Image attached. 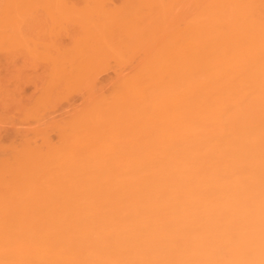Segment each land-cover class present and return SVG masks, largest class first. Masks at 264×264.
Wrapping results in <instances>:
<instances>
[{
	"label": "bare ground",
	"instance_id": "obj_1",
	"mask_svg": "<svg viewBox=\"0 0 264 264\" xmlns=\"http://www.w3.org/2000/svg\"><path fill=\"white\" fill-rule=\"evenodd\" d=\"M124 2L0 0L41 106L84 98L0 159V264H264V0Z\"/></svg>",
	"mask_w": 264,
	"mask_h": 264
},
{
	"label": "rangeland",
	"instance_id": "obj_2",
	"mask_svg": "<svg viewBox=\"0 0 264 264\" xmlns=\"http://www.w3.org/2000/svg\"><path fill=\"white\" fill-rule=\"evenodd\" d=\"M70 1L77 4L78 6H83L85 4V0H70ZM106 1L109 4V6L112 5L113 7L118 6V5L122 6L125 3L124 2L125 0H106ZM39 13H42V12H39ZM41 16L43 17L44 15L41 14ZM39 17H40L39 15L36 16L35 18L36 20H34L36 24H33L34 23L33 19H32V22L28 23V27H29L28 32L30 33V31L35 30V34L34 32H32V34L35 35L34 38H37V35H38L37 33H41V35L43 34V36L39 34L41 37L40 40H44L46 37H47L46 39H48L49 37L48 34L52 27L51 25H48L49 23L47 24L46 18L43 17L39 19ZM38 21H41V23ZM70 26L71 27L73 26V28H71ZM45 28H46V31L48 30L47 32L46 31L44 32ZM63 29L65 30L62 31L60 35H58L59 36L58 40L61 41L62 45L70 46L73 39L77 37L78 34L80 33L79 32L80 29L71 23L65 25ZM77 29H78V33L74 32ZM65 31L68 33H66ZM72 33L76 35L73 36ZM63 34L70 36V37H65ZM33 36L31 35V37ZM70 38L72 40L69 43ZM21 51L19 49L17 51H7L9 53H6V51L0 52V159L5 158V156L7 157V155L9 157L11 155L12 149L20 148L21 146H23L24 142L26 143V141L28 142L29 140H32L33 138L34 139L32 141H29L30 143L35 144V145L41 144L42 140H41L40 135H38L39 130L46 129L48 135L49 133L51 134L49 136L51 139L53 138L52 141H54L56 137L54 141L56 142L58 139V136H57V132H55L54 129L52 128L53 124H56V122L57 123L60 122L62 119H65L64 118L65 116L68 117L72 113L69 111H73L74 108H80L84 103V98L83 99L81 98L83 97L81 96V93L77 91H73L74 93L73 92L72 93L70 92V94L68 93L69 96L68 95L65 97L60 96L59 100L57 101H55L56 99L53 100V102L49 104L51 105L49 106L50 109L48 106L47 108L44 106H41V103L39 102H41L40 100L42 98V94L44 93V89H45L44 87L47 86L46 85L48 84L47 80H49L48 78L51 74L49 72V75H48V70L51 71V69L47 68L48 64L46 61L41 60V62H39L40 60L38 59L35 60L34 57L32 59V57L30 56L28 52L26 53L24 52V50L22 52ZM113 63L114 62L110 64V67L108 68V70L102 71L101 72L102 74L99 75V78H100L99 81L103 86H107V85L109 86L111 83H113V81H116L117 79L116 72L118 68L115 63L113 66ZM101 80H103V82ZM44 84L46 86H44ZM31 108H33V110H31ZM68 112L70 113L69 115H68ZM41 113L43 116L41 115ZM30 116L33 119H29ZM36 119L39 121H36ZM44 120H46L45 121L46 123L43 122ZM63 121L64 120H62V122ZM42 123H44V125L46 126L42 125ZM37 125H40V126H37ZM35 126H37L38 128H36ZM29 129H31L32 131H29ZM26 131H29V132L27 133ZM36 137H38L37 138L39 139L38 141L37 139H35ZM26 138L29 140H25ZM34 140L36 141L34 142ZM7 147L8 149H6Z\"/></svg>",
	"mask_w": 264,
	"mask_h": 264
}]
</instances>
